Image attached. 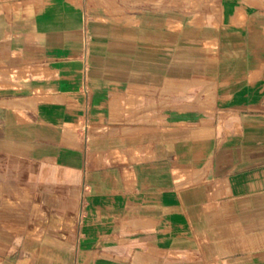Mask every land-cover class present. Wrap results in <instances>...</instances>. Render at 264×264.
<instances>
[{
  "label": "crops",
  "instance_id": "obj_1",
  "mask_svg": "<svg viewBox=\"0 0 264 264\" xmlns=\"http://www.w3.org/2000/svg\"><path fill=\"white\" fill-rule=\"evenodd\" d=\"M0 264H264V0H0Z\"/></svg>",
  "mask_w": 264,
  "mask_h": 264
}]
</instances>
